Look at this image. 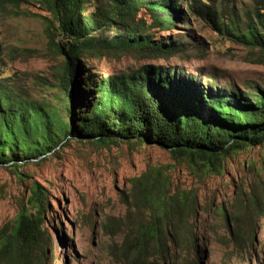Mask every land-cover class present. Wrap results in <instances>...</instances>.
<instances>
[{
	"label": "rangeland",
	"instance_id": "obj_1",
	"mask_svg": "<svg viewBox=\"0 0 264 264\" xmlns=\"http://www.w3.org/2000/svg\"><path fill=\"white\" fill-rule=\"evenodd\" d=\"M227 2H233L241 13L251 12L254 6V0H215L218 6ZM93 8V3L85 2L80 12L87 15ZM181 8L184 14L178 11L173 25L149 28L157 41L174 42L175 54L149 58L108 52L96 58L80 57L75 79L81 89L67 99L59 84L63 57L46 30L52 29L55 42L64 39L50 23L54 21L50 10L38 0H19L16 5L1 2L0 73L30 101L57 109L74 126L80 123L79 111L89 109L101 79L144 64L175 70L194 85L206 87V81H213L226 92L264 88V51L223 36L204 18L185 11L183 5ZM138 15L151 21L143 9ZM16 163H0V227L13 220L33 182L44 187L50 242L43 264H128L122 253L127 232L123 223L128 222L122 199L130 179L148 167H161L170 178L172 191L191 192L195 246L170 244L165 259L148 257L147 261L264 264V141L229 152L218 172L201 176L155 144L95 143L72 134L49 152L29 159L18 157ZM109 216L121 224L112 223L106 233L103 224Z\"/></svg>",
	"mask_w": 264,
	"mask_h": 264
},
{
	"label": "trees",
	"instance_id": "obj_2",
	"mask_svg": "<svg viewBox=\"0 0 264 264\" xmlns=\"http://www.w3.org/2000/svg\"><path fill=\"white\" fill-rule=\"evenodd\" d=\"M18 1L0 3L16 5ZM38 1L50 10L54 19L50 23L64 39L55 42L52 29L46 30L63 57L59 84L67 99L81 87L75 79L80 57L96 58L108 52L149 58L175 54L174 42L157 41L149 28L173 25L176 13L184 14L182 5L223 36L264 51L263 0H254L249 13H241L233 2L218 6L215 0ZM85 2L94 5L87 15L80 12ZM139 9L147 11L151 21L138 15ZM97 86L89 109L79 111L80 123L74 126L57 109L30 101L0 73V163L12 161L17 166L18 157L29 159L49 152L72 134L95 143L155 144L201 176L218 172L229 152L264 141V88L226 92L213 81H206V87L194 85L185 75L152 64L108 75ZM65 109L70 112L67 104ZM170 185L161 167H148L130 179L122 199L128 219L123 223L127 232L122 253L128 264L163 260L170 244L195 246L190 220L195 216L193 196L190 191H172ZM47 206L45 188L33 182L13 220L0 227V264H43L50 242ZM114 219L107 217L106 233L112 223L121 224ZM148 257L158 259L147 261Z\"/></svg>",
	"mask_w": 264,
	"mask_h": 264
}]
</instances>
